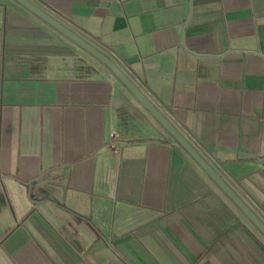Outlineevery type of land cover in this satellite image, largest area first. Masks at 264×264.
Listing matches in <instances>:
<instances>
[{"label": "crops", "instance_id": "1", "mask_svg": "<svg viewBox=\"0 0 264 264\" xmlns=\"http://www.w3.org/2000/svg\"><path fill=\"white\" fill-rule=\"evenodd\" d=\"M32 1L264 221V0ZM0 264H264V234L104 63L0 0Z\"/></svg>", "mask_w": 264, "mask_h": 264}, {"label": "water", "instance_id": "2", "mask_svg": "<svg viewBox=\"0 0 264 264\" xmlns=\"http://www.w3.org/2000/svg\"><path fill=\"white\" fill-rule=\"evenodd\" d=\"M30 12L41 18L47 24L58 30L70 40L104 63L114 75L134 94L144 107L164 126V128L177 140V142L192 156L208 175L222 188V190L236 203L242 212L264 234V221L239 196L234 188L210 164V162L197 150V148L184 136L178 128L158 109V107L140 90L122 68L106 53L84 39L77 32L66 26L52 14L44 10L32 0H15Z\"/></svg>", "mask_w": 264, "mask_h": 264}]
</instances>
